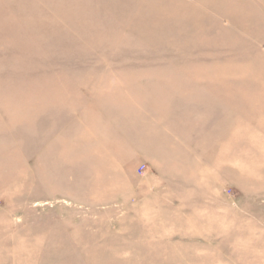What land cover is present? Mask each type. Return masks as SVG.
<instances>
[{"label": "rangeland", "instance_id": "1", "mask_svg": "<svg viewBox=\"0 0 264 264\" xmlns=\"http://www.w3.org/2000/svg\"><path fill=\"white\" fill-rule=\"evenodd\" d=\"M193 58L211 71L174 79L202 94L164 159L75 125L56 137L61 106L133 94L113 73ZM263 188L264 0H0V264H264Z\"/></svg>", "mask_w": 264, "mask_h": 264}, {"label": "crops", "instance_id": "2", "mask_svg": "<svg viewBox=\"0 0 264 264\" xmlns=\"http://www.w3.org/2000/svg\"><path fill=\"white\" fill-rule=\"evenodd\" d=\"M165 60L167 61V63L157 64V67L151 68L149 72H147V70H145L144 68L138 70V68L135 66L136 64H133V69L122 70L121 72L113 73L115 79H110L109 83H113L116 90L120 92L125 91V89L133 91V94L124 95V98L119 97L122 102L119 99L117 102L112 103L103 93L91 95L90 98L82 97V99L79 100L78 104L76 105H79V112H77L76 114L73 113V107H75L74 103L71 104L70 107H67L64 110V113L61 112L63 108L61 106L59 110L63 115H61L60 122H66L63 129L60 127V125H57L58 134L56 135V137L61 134V130H66L75 125L76 129H79L82 134L88 133L89 135H91L95 132L99 137L102 134H108V139L116 140L118 143L117 146H131L133 148V151L136 152L137 157L139 158H136L135 160H140L141 163L147 162V166L151 164L150 162L153 161L154 158L157 160L164 159V155L166 156V154H168L169 152V132L172 129L176 128V126L180 129V123L183 124L184 122L185 125V120H183V115H185V112L183 111H186L187 108L191 109L192 107L194 108V110L198 109L196 107V98H200V94H202L200 92L196 94L195 89L188 90V92H186V90L183 88L184 82L181 91L179 88L176 89V83H179L180 80L174 81V79H181L183 77H193L194 79H196L197 77L200 78L199 81H201V77L203 75L208 76L211 71V69L208 68L203 69L202 60L200 58H193L188 60ZM146 75H153L156 77L161 76L166 81H138L139 76L145 77ZM126 76L129 77L130 80L127 81ZM139 82L141 83V87H136ZM196 85L197 82H195V86ZM144 88L147 89L143 90ZM139 90L141 91V93H139ZM88 95L86 97H88ZM143 95H145L144 98H147L148 103L144 102L142 104V107L139 109L137 107V100ZM171 97H176L179 99L181 98L182 104L180 99V102H177L176 105H170L171 107H166L164 105V102L159 103L158 101V98L163 99ZM84 108H86V111L84 112L93 114L96 117V120H89L88 118L85 119V117L83 116L84 112H82ZM208 108L209 107L206 106V108L200 112V115L204 119H210L208 115ZM52 110L53 109H50V111ZM227 112L228 111H226V114ZM79 114H81V116H79ZM51 116L52 115H50L48 119V127L47 129H45L48 130L47 134H52L54 128L56 127V123L51 119ZM62 117H64V119H62ZM145 123H147V126L144 125ZM213 123H215L213 129L216 130H214L212 133L215 134V132L217 131V120L213 121ZM91 125H95L97 127L93 130L92 128H90ZM221 126H223L222 123ZM214 137H216V134L214 135ZM91 141L94 142V140H88L87 138L86 144H89ZM217 145L218 144H216V146ZM65 148L66 147L64 145H61L60 149L65 150ZM189 148H191V146H189ZM116 151V148L112 149L110 147L108 149L109 157L111 158V156H113L114 159L118 162L121 158L118 157ZM185 152V155H188V157L185 158L183 163L186 162L188 166L190 163H192L194 167L198 166L199 164L197 158L195 157V152H191L190 149ZM65 153L66 152H64V154ZM183 163L177 169L179 177L183 176V172H186V174L188 173L187 171H185L186 168H184L186 164ZM133 175L135 177H141L137 173V170L134 171ZM152 176L154 175L152 174ZM170 178H172V176H167L166 178V182L168 185L171 183V181L169 180ZM262 190H264V188L259 189L260 192H262ZM161 192L162 191H158L156 193V196L159 197Z\"/></svg>", "mask_w": 264, "mask_h": 264}, {"label": "built area", "instance_id": "3", "mask_svg": "<svg viewBox=\"0 0 264 264\" xmlns=\"http://www.w3.org/2000/svg\"><path fill=\"white\" fill-rule=\"evenodd\" d=\"M139 173L141 174V171H139Z\"/></svg>", "mask_w": 264, "mask_h": 264}]
</instances>
